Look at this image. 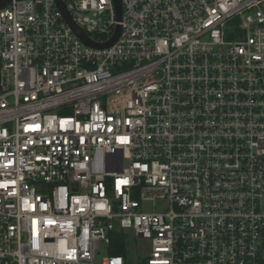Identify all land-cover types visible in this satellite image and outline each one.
Instances as JSON below:
<instances>
[{"label": "built area", "instance_id": "2783aa9c", "mask_svg": "<svg viewBox=\"0 0 264 264\" xmlns=\"http://www.w3.org/2000/svg\"><path fill=\"white\" fill-rule=\"evenodd\" d=\"M60 1L120 33L0 7V264H264V0Z\"/></svg>", "mask_w": 264, "mask_h": 264}, {"label": "water", "instance_id": "95a60500", "mask_svg": "<svg viewBox=\"0 0 264 264\" xmlns=\"http://www.w3.org/2000/svg\"><path fill=\"white\" fill-rule=\"evenodd\" d=\"M10 0H0V7L3 6L4 4H6L7 2H9ZM113 5H114V9H115V13H116V19L117 21H120L121 19V0H112ZM57 3L63 13V16L66 20V22L68 23V25L72 28V30L75 32V34L87 45L89 46H93V47H97V48H101V47H106L109 46L111 44H113V42L117 39V37L119 36L120 33V25L117 24L114 30V33L112 35V37L104 42V43H96L94 42L92 39H90L70 18L68 12L65 9L64 4L60 1L57 0Z\"/></svg>", "mask_w": 264, "mask_h": 264}, {"label": "rangeland", "instance_id": "374dc122", "mask_svg": "<svg viewBox=\"0 0 264 264\" xmlns=\"http://www.w3.org/2000/svg\"><path fill=\"white\" fill-rule=\"evenodd\" d=\"M125 242L127 246L126 258L127 264H140L143 262L149 251L148 242L139 237H133L131 234H126ZM101 255H105L103 250Z\"/></svg>", "mask_w": 264, "mask_h": 264}, {"label": "trees", "instance_id": "16d2710c", "mask_svg": "<svg viewBox=\"0 0 264 264\" xmlns=\"http://www.w3.org/2000/svg\"><path fill=\"white\" fill-rule=\"evenodd\" d=\"M112 249L110 251L111 254H122L125 255V243L124 238L121 235L117 237H113Z\"/></svg>", "mask_w": 264, "mask_h": 264}]
</instances>
